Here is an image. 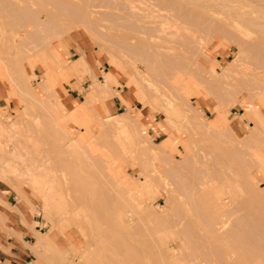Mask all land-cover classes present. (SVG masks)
I'll list each match as a JSON object with an SVG mask.
<instances>
[{
	"label": "rangeland",
	"instance_id": "374dc122",
	"mask_svg": "<svg viewBox=\"0 0 264 264\" xmlns=\"http://www.w3.org/2000/svg\"><path fill=\"white\" fill-rule=\"evenodd\" d=\"M43 1L0 0V85L5 90V94L0 95V164L5 170L6 168L8 169L7 171L3 170L0 174V197L5 201L4 203L0 201V208L10 210V215H13L17 220L20 218V221L29 226L34 232L33 237L29 238L30 241L27 244L31 251L27 263L151 264L153 262L152 264H167L166 260L162 261L164 257H161L158 252L160 240H158L154 232L161 230L159 234L162 237L165 248L169 257H173V251L179 252L182 249H186L185 240L179 239L178 236L181 232L179 230L180 233H178L176 231L177 228L184 225L185 229L188 227V232H192L199 241H203L208 238L205 233L207 231V223L200 218L199 213L194 208V205L189 202V199L182 195L177 200L178 205L170 207L171 211L163 217L164 219H159L160 221L158 219L153 221L145 216L142 217L143 220L140 222L137 219L138 215L136 212L150 207L159 210L161 206L165 205L166 199L161 193V189H159V183H161L159 179L171 178L172 175L177 174L176 176L179 179L194 181L196 178L201 177L206 166H208L206 168L211 169L212 166L213 168L217 167L218 163L228 165L231 163V159L232 162H238V159L239 162L245 161V164H252H247L251 168L248 173L249 180L241 176L239 177L242 179L240 178V180L237 179L236 181L232 177L223 179L220 174L212 173L211 180L208 183L214 184L212 186L209 185L210 190L219 201L232 207H234L233 204L237 205L241 199L239 206H236L238 210H241H239L240 218L247 211V213H251L249 212L252 211L250 209L253 207L250 205L252 204L251 202L254 203V207L259 211L257 212L259 215L260 212L261 214L264 212V149H262L264 147L262 146L264 145V89L260 91L258 99L256 97L253 99L259 83L261 85V82H264V59L261 56L263 54L259 53V57H262L261 61V59L257 58L258 54L256 52L253 53V51L259 49V45L261 46L264 43V0H225L233 10L230 13L225 11L228 13L227 15L217 14L214 11L204 9L202 11L205 17L203 21L202 18H199L198 22L181 23L180 27H188V30L184 31L183 29L181 31L185 33H178L180 38L179 40L176 38L173 46L175 52L186 55L183 54V56L187 57L186 59H178L181 63L178 60L177 63L179 65L185 63L187 68L185 65L179 66L176 69L177 71L175 70V73L171 74V78L176 82V88L180 89L179 92L183 99H177L174 94L175 98H173L171 89L168 90L159 81L158 83L155 81L160 80L161 75L157 76L156 74H160L161 69L158 63V66H155L156 58L154 56L155 61L152 59V64H155L154 67H158L159 70L150 68L153 70L150 73L148 72L150 69L144 64L146 61L148 64L149 60L146 59H149V57L141 56L143 60L144 58L146 60L141 64L143 60H140L139 55V57L135 56L130 60V56L126 53L122 52L123 56L120 53L123 58L117 55V51L121 52L119 48H117L118 50L115 48L117 53L113 52L116 46L113 47L115 43L112 42V44L111 39H116L117 37L116 41H118L120 37L121 39L126 38L125 35L122 36L125 33L122 30H117L113 34L111 32L103 33L102 39L96 33H91L86 28L83 29V26H77L59 39L51 38V36L55 35L57 29L53 30V33H47L50 38H48L47 34H45L46 36L43 35L45 32L43 31V34H41L42 37L45 36L43 38L45 39L44 44L40 45L42 44V39L39 37H37L38 42H36V44L40 43L41 48L39 47L40 49H38L40 53L37 51L33 52L32 50L38 47H34L35 43L33 42L36 39L31 41L27 38V31L32 28L33 24L31 22L28 23L29 20L27 21L26 17L15 13L19 9L27 14L30 8H34L42 11L39 16L44 15L47 19L57 16L59 20L60 3L53 5ZM150 1L152 3L151 17L154 16L153 20H158L155 21V24L158 26L160 24L165 27L169 26L170 29L176 30L178 26L167 21L164 17L166 11H159L158 8L160 6H179L184 9V6H188V1L182 0V2L180 0L178 3H173L172 1L174 0ZM155 4L157 6H154ZM216 7L218 6L216 5ZM228 15H231L233 19ZM57 17L55 20H57ZM161 20L162 22H160ZM63 21L55 26L59 27L62 32L66 26H71L72 23L76 24V21H66L65 19ZM70 22L72 23L70 24ZM108 22L113 23L112 20ZM137 22L145 26L149 25L148 27L154 25V22L151 21L150 23V20L146 23ZM201 22L203 25H201ZM254 23L262 27V30L258 31ZM94 24L96 25L97 23L94 22ZM202 26H204V30L201 28ZM51 31L52 29L49 30V32ZM120 33L122 34L120 35ZM145 38H149V36L145 35ZM154 41L158 42V38ZM192 41H194V44ZM195 41L200 43L198 44ZM46 43H48L50 48L42 49L43 46H47ZM202 44L204 49L201 50L203 48ZM196 46L198 47L195 48ZM262 47H264V44ZM62 48H65V51ZM259 50L262 53L264 52L262 48ZM147 55L149 56V54ZM79 58H81L82 66L77 64ZM125 58L128 59L126 60ZM28 59L33 61V67L28 66ZM152 64L150 66H153ZM162 65H165V63ZM62 68L65 75L60 73ZM163 69L165 70V68ZM168 69L166 67V70L163 71L166 72ZM119 70L121 78H113V74ZM169 70L172 69L170 68ZM147 73H150V76ZM48 74L49 76H47ZM51 74L54 79L55 85L53 89L57 96L56 99L55 96H49L51 97L49 98L48 93L39 89L40 84L45 83L44 80H48ZM22 77H24L28 86L38 92V99L41 98L40 100L42 101H32L18 92L15 78L19 79ZM106 77L109 81H105ZM147 77L149 79H146L148 82L144 79ZM150 79L152 82L155 81L152 83L154 86L149 85L151 84ZM234 80H239L240 86ZM243 80H246L244 81L246 83L243 82L244 86L252 82L253 86L251 87L255 90L249 91L251 87L246 85L245 87H248V91H246L245 87H243L244 89L240 88L241 91H236L235 85L242 87ZM226 82L235 85L232 88V86L229 87L230 84L229 86L225 84ZM254 82L257 87L253 84ZM95 83H107L112 95L109 92V96L102 99L99 98V100L85 105L83 101L94 90ZM222 83L225 84L223 86H225L226 90L221 85ZM209 84L211 87L213 84L214 88H212L216 91L213 89L210 91ZM214 84H220L226 92L229 90L234 94L237 93V95L226 96L229 92L226 94L218 92L223 89L219 85L217 88ZM147 85L149 86L147 87ZM155 88L156 90H154ZM120 93L128 96L129 107L125 102H121ZM68 96L75 98L74 103L69 104L70 107L65 105L66 103L63 100V98ZM153 96H156V99ZM3 97H9V99L13 100L8 102L5 99L4 101ZM58 98L60 102H57ZM91 98L95 97L91 95ZM153 98L155 102H151ZM73 106L75 107L70 110ZM83 106H86L84 109L86 113L85 121L82 118L78 119V117L74 119L67 117V114L76 115L75 113H81L80 109ZM251 106L255 108L253 112L249 111ZM99 107L103 112L100 115L102 117L96 112ZM137 110L146 112L140 118L144 134L152 144L161 146L165 153H156L154 148L143 145L152 154L155 153L151 155L144 152V150L140 149L139 151L136 147L131 146V140H136L140 137L134 133L131 125L122 127L121 123L123 122L125 125L127 120L125 118L122 119L123 115L121 116V114L126 112L134 115ZM43 113L44 117L46 115L50 121L45 120L47 118L42 119ZM51 114L57 118L54 122H52ZM35 116L37 117L34 118ZM119 118L123 121L119 120ZM118 120L122 122L118 123ZM46 121H48V125ZM250 126H254V128L257 126V129L253 130ZM8 127L10 130H8ZM7 130L9 132L13 131V134H11L12 132L7 134ZM256 130L259 132L257 133ZM100 131H103L101 137ZM98 133L100 134L99 137ZM172 134H174L175 140L172 138ZM54 137L57 139H54ZM129 139L131 145L129 144ZM75 140H79L83 146L86 145L85 150L87 152L90 149V157L94 156L91 160L92 164H94V166L92 165L93 167L89 165L91 161L88 157V159L86 158L87 153L82 149L80 150L77 146L70 147ZM245 141H247V144H245ZM242 145H245L244 148ZM249 148L250 152L252 151L253 153L249 152ZM61 149L65 151L64 154L67 152L68 155V157L67 155L66 157L63 156V158H69V161H71L72 165L70 166L69 163V168H65L63 167L64 164H60L61 161H64L62 156H60V153L64 155ZM259 149H262L263 152L262 150L259 151ZM133 150H137L136 152L140 154ZM243 150L249 153L245 155ZM191 151L198 156L190 159ZM235 151L236 153L233 154ZM238 152H240L241 157L252 154V157H250L256 163L251 162L250 157L248 158L250 163L246 162L248 161L247 158L242 159L243 161L240 160V156L236 157L239 154ZM164 155L165 157H163ZM37 158L41 161H38L35 165L48 167V175L55 177V183H53L55 189L46 190L43 192V196L38 195L37 189L42 190L44 188L46 179L36 180L33 186L26 179L27 182L24 181L23 176L21 177L20 175L22 173L20 169H25V166H14L17 161L28 166L31 161L34 163ZM183 159L188 162H186L187 164L185 163L186 166L184 164L185 167H182L183 169L179 173H177L178 171H164L170 166V161L174 162L173 164H179ZM259 161L261 163H258ZM162 164H164V168L161 167ZM16 167L20 169L18 170ZM162 169L163 171H161ZM35 177H39L38 173H36ZM5 179L8 182L3 181ZM242 182L252 185L251 194L245 191L243 185L240 184ZM81 183L87 185V190L91 193H87V190L81 191L77 189ZM76 186L78 187L76 188ZM246 193L251 196L247 197ZM91 194L95 197L91 196ZM129 196L134 199L136 206L133 201H129L131 199ZM19 197H23L31 207V209L27 206L22 207L25 219L13 207L19 205ZM46 197L51 201V206L44 205ZM185 201L186 204L182 205V202ZM178 210L184 214L182 222L176 218ZM244 211L246 212L244 213ZM253 211H255L254 208ZM105 212L109 216L104 214ZM102 215L106 216L101 217ZM109 217L112 223L109 222ZM246 219L244 222L247 221ZM103 220L104 223L102 222ZM10 221L11 219L8 220L7 227L12 225ZM134 223L137 224L138 228H136L139 229L135 236H125L122 233L123 236L118 235L120 231L123 232L129 229ZM258 226H264V220H261ZM114 230H118V234ZM6 231L5 233L9 234V236L14 235L13 231L12 233L11 230L6 229ZM38 234L45 236L44 238L48 244L57 250L41 248L40 255L34 254L33 247L36 245ZM124 237L128 238L125 239ZM241 238L237 239L238 242L241 241ZM228 240L230 239L224 238L222 243L220 241L222 248L230 246L232 244L231 241H237L230 240V243H228ZM211 241H209L211 243L209 247L204 249L209 252L206 251L202 255H196L194 251V254L200 260L210 264H221L214 259L221 252L219 249H215L217 246L219 247L217 245L219 242L217 240V242ZM198 243L200 244V242ZM186 251V253L189 252L190 259L195 257L193 249L192 251ZM46 255L48 256L46 257ZM188 257L186 255L183 261L186 258L189 259ZM263 263V260L253 259L249 264Z\"/></svg>",
	"mask_w": 264,
	"mask_h": 264
},
{
	"label": "bare ground",
	"instance_id": "6f19581e",
	"mask_svg": "<svg viewBox=\"0 0 264 264\" xmlns=\"http://www.w3.org/2000/svg\"><path fill=\"white\" fill-rule=\"evenodd\" d=\"M39 1H42V0H39ZM180 0H174V1H172L173 3L174 2H179ZM182 1V0H181ZM184 1H188V6H189V4H191V6H184V9H182L181 7H171V6H169V7H164V6H160L159 8H158V10L159 11H166V14H165V18H166V20L167 21H169V22H172V23H174L175 25H177L178 27L176 28V30H174V29H170L169 28V26L168 27H165V26H163V25H156L155 24V21H158V20H153L155 17L154 16H152L151 17V5H152V3H151V1L150 0H44L43 2H48V3H51V4H59V6H60V15H58L59 16V20H61L60 22H64L63 20L65 19L66 21H72V22H75L76 21V24H78V25H74L72 22H70V24H71V26H69L68 25V27L66 26V28L65 29H63V32L59 29V27H55L56 25H58L60 22H59V20H58V17H57V20H58V22H57V20H55V18L56 17H54V18H52V19H47L46 17H44V15H42V16H39L40 14H41V12L42 11H38V10H35L34 8H30L29 10H28V12H27V14H25L23 11H21V10H16V12L17 13H15L16 15H19V16H23V17H26L27 18V21L29 20V22L28 23H30L31 22V24H33L32 25V28L31 29H28V31H27V33H28V35H27V38L29 39V40H31L32 41V39L34 40V39H36L33 43H35V45H34V47L36 48L37 46V49H33L32 51L34 52V51H37L38 53H40V50H38V49H40L41 48V46L40 45H43L44 44V40L45 39H43V38H45V34H47V33H53V30L55 31V29H57L56 31H55V35L54 36H51V38L52 39H55V38H60V37H62L63 35H65V33H69L71 30H73L74 28H76L77 26H83L82 28L84 29V28H86V30L88 29L89 30V32L91 31V33H96V35H98L100 38L101 37H103V33H108V32H111L112 34L114 33V32H116L117 30L118 31H121L122 30V32H125V33H129V34H122V33H120V35L122 34V36L123 35H125L126 36V38H122L121 39V37L118 39V41H116V39H117V37H116V39H111V43L112 42H114L115 44H113V47L114 46H116V47H114V49H113V52H116L115 51V48H116V50H118L117 48H119L120 50H121V52H119V51H117L118 52V54L117 55H121L122 54V52L125 54H127V55H129L130 56V60L131 59H133L135 56H137V57H139L140 56V60L142 61L143 60V58L142 57H145V58H148L149 57V59H146V60H149V62H148V64H147V61L145 60V58H144V60L141 62V64L142 63H144L145 61V65L147 66V68L148 69H150V68H152V69H155V68H157V71L159 70V68L161 69L160 71H161V73L160 72H158V73H160V74H156L157 76H160V80H155L157 83H158V81L162 84V86L164 85V88L165 87H167L166 89H168V90H172L171 92H172V97L173 98H177V99H183V96L181 95V93L179 92V90H178V88H176V82L175 81H173V78H171V74H173V73H175V70L176 69H178V67L180 66L181 67V65H185V63H182V64H178L177 63V60L179 59H186L187 57H185V56H183V54H179L178 52H175L174 51V42H176V38H177V40H179V38H180V36L178 35V33H183L188 27H183V28H181L180 26H181V23H184V24H186L187 22L188 23H191V22H198V19L199 18H202V21H203V18L205 19V17L203 16L204 14H203V10L204 9H207L208 11H214V13H217V14H221V15H227L228 13H226L225 11H228L229 13H230V11H233L230 7H229V3H227L225 0H184ZM171 2V3H172ZM183 2V1H182ZM187 5V4H186ZM216 5L218 6V7H216ZM154 6H157V4H155ZM208 13V12H207ZM164 14V13H163ZM236 14V13H235ZM207 15H210V14H207ZM216 15V14H215ZM201 16V17H200ZM228 16H230L231 18H232V16L231 15H228ZM61 17V18H60ZM206 17H208V16H206ZM217 17V16H216ZM62 18H63V20H62ZM148 18H149V20H150V23H151V21L152 22H154L153 24L154 25H152L151 27H148V26H145V25H142V24H139L137 21H140V23L141 22H144L145 20H147V21H145L144 23H146V22H148L149 20H148ZM211 18V17H210ZM221 18V17H220ZM25 19V18H24ZM71 19V20H70ZM143 21H142V20ZM145 19V20H144ZM207 20H208V18H206ZM233 19V18H232ZM98 20V21H97ZM113 21V23L112 22H108V21ZM213 20H214V18H213ZM66 21H65V23H66ZM212 21V20H211ZM249 21H251V20H249ZM94 22H96L97 24L95 25L94 24ZM100 22V23H99ZM160 22H162V20L160 21ZM204 22H205V20H204ZM247 22V21H246ZM252 22V21H251ZM99 23V24H98ZM112 23V24H111ZM211 23V22H210ZM213 23V22H212ZM249 23V22H248ZM62 24V23H61ZM68 24V23H67ZM109 24V25H108ZM111 24V25H110ZM149 24V23H148ZM206 24V23H205ZM226 24V23H225ZM253 24V23H252ZM201 25H203L202 24V22H201ZM212 25V24H211ZM251 25V24H250ZM254 25H255V27H257L256 29L258 30V31H260V30H262V27H259L258 26V24H256V23H254ZM254 25H252L253 27H254ZM62 27V26H61ZM204 26H202L201 28H203ZM210 27V26H209ZM213 27H214V25H213ZM64 28V27H63ZM199 28V27H198ZM197 28V29H198ZM208 28V27H207ZM218 28V27H217ZM222 28H224V27H222ZM250 28H251V26H250ZM45 29H47V30H45ZM52 29V31L51 32H49V30H51ZM59 29V30H58ZM184 29V31L182 32L181 30H183ZM211 29H212V27H211ZM255 29V28H254ZM148 30V31H147ZM188 30V29H187ZM190 30V29H189ZM203 30H204V28H203ZM210 30V29H209ZM215 30H216V26H215ZM227 30V29H226ZM43 31H45L44 32V34H43ZM48 31V32H47ZM57 31H59V32H57ZM145 31H146V33H145ZM191 31V30H190ZM193 31V30H192ZM202 31V30H201ZM211 31V30H210ZM88 32V31H87ZM88 32V33H89ZM226 32V31H225ZM39 33V34H38ZM43 35H45V36H43L42 37V34ZM58 33V34H57ZM101 33V34H100ZM185 33V32H184ZM196 33H197V31H196ZM195 33V34H196ZM227 33V32H226ZM260 33H263V32H260ZM94 34H92L93 36H94ZM135 34V35H134ZM41 35V36H40ZM145 35H148L149 36V38H145ZM47 36H48V38H50V36L47 34ZM91 36V35H90ZM119 36V35H118ZM129 36V37H128ZM37 37H39V38H41L42 39V44H36V42H38V39H37ZM48 38L46 37V39L48 40ZM158 38V42H155L154 40L155 39H157ZM192 38V37H191ZM52 39H50V40H52ZM92 39H94L93 37H92ZM102 39V38H101ZM105 39V38H104ZM112 40H114V41H112ZM195 40V39H194ZM197 40V39H196ZM30 41V42H31ZM39 42H40V40H39ZM179 42V41H178ZM177 42V43H178ZM193 42V44H194V41H192ZM195 42H197V41H195ZM263 42V41H262ZM110 43V44H111ZM173 43V44H172ZM198 43V42H197ZM196 43V44H197ZM200 43V42H199ZM198 43V44H199ZM258 43V42H257ZM261 43V42H260ZM112 44H111V46H112ZM172 44V45H171ZM195 44V45H196ZM197 44V45H198ZM264 44V43H263ZM263 44H261V46L259 45L258 47H259V49H261L262 48V50L264 51V47H262L263 46ZM46 47L45 46H43L42 47V49L43 48H46L47 49V47L48 48H50L49 47V45H48V43H46ZM203 45V44H202ZM258 45V44H257ZM33 46V45H32ZM31 46V47H32ZM33 47V48H34ZM40 47V48H39ZM198 46H196L195 48H197ZM255 47H257V46H255ZM112 48V47H111ZM153 48V49H152ZM200 48V47H199ZM198 48V49H199ZM32 49V48H31ZM202 49H204V45H203V48H201V50ZM253 49H254V47H253ZM258 49V50H259ZM151 50H153V51H151ZM201 50H199V51H201ZM257 50V51H258ZM44 51V50H43ZM149 51H150V53H149ZM155 51V52H154ZM256 50L255 51H253V53H255L256 52V54H258V56H257V58H259V59H261V61H262V57H263V59H264V52L262 53V51L261 50H259L258 52H257ZM42 52V51H41ZM116 52V53H117ZM240 52V51H239ZM252 52V51H251ZM261 52V53H260ZM36 53V52H35ZM121 53V54H120ZM259 53L260 54H263V55H261L262 57L260 58L259 56ZM146 54V55H145ZM147 54H149V56L147 55ZM151 54V55H150ZM139 55V56H138ZM121 56H123V54L121 55ZM120 56V58H123V57H121ZM142 56V57H141ZM156 58V61H155V58ZM184 57V58H183ZM126 60L128 59V58H125ZM137 59V58H136ZM151 59V60H150ZM152 59H154L153 61H155L154 63L156 64H154L155 66H158L159 65V68L158 67H154V65L152 64L153 63V61H152ZM129 60V61H130ZM139 60V61H140ZM157 60H158V62H157ZM174 60H176V61H174ZM178 60V61H179ZM150 61H152V62H150ZM162 62V64H164L165 63V65H160V63ZM264 61V60H263ZM136 62V61H135ZM173 62H175L178 66L176 67V64L174 65V64H172ZM185 62V61H184ZM153 65V66H150L151 64ZM157 63H158V65H157ZM179 63H181V61H179ZM31 66V67H33L34 66V64H33V61L32 60H30V59H28V66ZM29 66V67H30ZM186 66V65H185ZM154 67V68H153ZM166 67L167 68H171L172 70H169L168 69V71H166V72H164L165 70H166ZM163 68H165V70L163 69ZM186 68H187V66H186ZM31 70H32V68H30ZM152 69H150V70H148V72H150L151 73V70ZM180 69V68H179ZM164 70V71H163ZM147 71V70H146ZM155 71V70H154ZM177 71V70H176ZM152 72H153V70H152ZM60 73L61 74H63V75H65V73H64V69L62 68L61 69V71H60ZM150 73H147V75H149L150 76ZM156 73V72H155ZM155 75V76H156ZM148 76V77H149ZM152 76V75H151ZM148 77L147 78H144L145 80L147 79V80H149L148 79ZM151 78V77H150ZM172 80H171V79ZM146 80V81H147ZM151 80V79H150ZM105 81H109V79L106 77V79H105ZM155 81H153V82H155ZM235 81V80H234ZM237 81V80H236ZM235 81V82H236ZM239 81V80H238ZM238 81H237V84L239 85V83H238ZM244 81H246V80H243L242 81V83L244 82ZM44 82L45 83H41L40 84V90L41 91H43V92H46V93H48V97L49 96H55V99H56V94H55V91H54V89H53V86L55 85L54 84V79H53V77H52V74H51V76L49 77V79L48 80H44ZM148 82V81H147ZM150 82V81H149ZM152 80H151V84H149V85H152ZM248 82V81H247ZM159 83V84H160ZM244 83H246V82H244ZM244 83H243V86L242 87H239V86H237V85H235V84H231L230 82H229V84H230V86H229V84L226 82L225 84H227L229 87H231L232 86V88H233V86L235 85V89H236V91H241L240 90V88L241 89H244L243 87H245L246 85H248V84H246L245 86H244ZM249 83V82H248ZM252 83V82H251ZM251 83H249V85H248V87L250 86H253ZM264 83V82H263ZM263 83L261 82V85H260V83H259V86L257 87V85L255 84V82L253 83L256 87V92H255V95H254V98L253 99H255V97L258 99L259 98V95H260V91L261 90H263L264 89V85H263ZM15 84H16V86H17V90H19L18 92H20V93H22L23 94V96L25 97V98H27V99H30V100H32V101H35V100H40V99H38L39 98V96H38V92L37 91H34L30 86H28V84L27 83H25V80H24V77H22V78H15ZM158 84V85H159ZM225 84H221L222 86L223 85H225ZM251 84V85H250ZM149 85H147V87L149 86ZM210 85V84H209ZM216 84H214V86H215ZM219 86H220V88L222 87L220 84H218ZM218 85H216V87L218 86ZM15 86V87H16ZM152 86H154V84L152 85ZM160 86V85H159ZM218 86V87H219ZM156 87V86H155ZM212 87H213V84H212ZM211 87V85H210V87H209V89H210V91H211V89H213ZM215 87V88H216ZM217 87V88H218ZM224 88H225V86H223ZM221 88V89H223L222 91H218V92H223L224 94H226L227 92H229L228 93V95H226V96H230V95H237V93H232L231 91H225L226 90V88H225V90H224V88ZM227 87V86H226ZM237 87H239L238 89H237ZM248 87H245L246 88V91H248L247 90V88ZM160 88H161V86H160ZM159 88V90H161ZM163 88V87H162ZM216 88V89H217ZM219 88V90H221ZM253 87H251L250 89L251 90H249V91H253V90H255V89H252ZM153 89V88H152ZM151 90V89H150ZM154 90H156V88L154 89ZM154 90H152V91H154ZM158 90V91H159ZM164 90V89H163ZM214 90V89H213ZM148 91H149V89H148ZM167 91V90H166ZM214 91H216V90H214ZM109 92H110V95H112L111 94V91L109 90V85L107 84V83H105V84H102V83H95V86H94V90L90 93V95L87 97L86 96V99H85V101H83V103L85 104V105H88L89 103H91L92 101H97V100H99V98H103V97H106V96H109ZM150 92V91H149ZM170 92V91H169ZM160 93V92H159ZM162 94H163V92H161ZM219 93V94H220ZM254 93V92H253ZM152 95H153V93H151ZM158 94V93H157ZM156 94V95H157ZM161 94V95H162ZM167 94V93H166ZM173 94H174V96H173ZM223 94V95H224ZM250 94V93H249ZM251 94H252V92H251ZM91 95H93L95 98H91ZM149 95H150V93H149ZM159 95V94H158ZM164 95V94H163ZM169 95V94H168ZM221 95V94H220ZM219 95V96H220ZM235 95V96H236ZM17 96V95H16ZM19 96V95H18ZM165 96V95H164ZM248 96H250V95H248ZM154 97V96H153ZM159 97H161V96H159ZM166 97H168V96H166ZM247 97V96H246ZM43 98H45V97H43ZM46 98H47V95H46ZM49 98H51V97H49ZM151 98H152V96H151ZM155 99H156V96L154 97ZM154 98H153V100H154ZM170 99V98H169ZM58 101L57 102H60L59 101V98L57 99ZM151 101V102H155V100L154 101ZM40 101H42V100H40ZM56 101V100H55ZM163 101H165V100H163ZM169 101V100H168ZM186 101V100H185ZM170 102V101H169ZM187 102V101H186ZM56 103V102H55ZM127 104V103H126ZM173 104V103H172ZM128 107H129V105H127ZM85 107L86 106H83L81 109H80V111H81V113L79 112V113H75L76 115H74V114H67V117H69V118H71V119H74V118H76V117H78V119L79 118H82L83 119V121H85L84 119H85V117H86V113L84 112V109H85ZM251 109L249 110L250 112H253L254 110H255V108H253L252 106L250 107ZM129 112V111H128ZM144 113H146V112H143V111H140V110H137V112L134 114V115H131V114H129V113H126L125 112V114L123 113V114H121V116H122V119L123 118H125L126 120H127V123L124 125L123 124V120L121 119V118H119V120H122V121H120V122H122L121 124H122V127H124V126H128V125H131L132 127H133V129H134V133H136V134H138L139 135V139H136V140H131L132 141V143H131V141H130V139H129V144L131 145V146H133V147H136L137 149H139V151H140V149L141 150H144V152H146V153H149V154H151V155H154V154H152V152L151 151H149L147 148H145V147H143V145H146V146H148V147H152V149L154 148L155 149V152L156 153H158L159 152V154H160V152H162V153H165V151H164V149L161 147V146H159V145H157V144H152L151 142H150V140L147 138V136L144 134V132H143V129H142V127H141V125H142V122H141V119L140 118H142V116H143V114ZM28 116V115H27ZM43 118L39 115V117H41L42 119H45V118H47L46 117V115H45V117H44V113H43ZM51 116H52V118H53V120H52V122H54V120H57V118L56 117H54L52 114H51ZM33 117V116H32ZM37 116H35L34 118H36ZM251 117V116H250ZM45 120H49L48 118L47 119H45ZM119 120H118V123H120L119 122ZM42 121V120H41ZM50 121V120H49ZM80 121V120H79ZM47 123V125L49 124L48 123V121H46ZM51 122V124H53ZM84 123V122H83ZM50 124V125H51ZM121 124H119V125H121ZM16 125V124H15ZM54 125V124H53ZM11 128V127H10ZM13 128H14V126H13ZM13 128H11V130H13ZM250 128L251 129H253V130H255V129H257V126L254 128V126H250ZM15 129V128H14ZM258 129H259V126H258ZM8 130H10L9 129V127H8ZM7 130V131H8ZM166 130V129H165ZM167 131V130H166ZM257 131V130H256ZM255 131V132H256ZM12 132V133H11ZM101 132V131H100ZM99 132V133H100ZM103 132V131H102ZM102 132L99 134L98 133V137H99V135H100V137L103 135L102 134ZM259 131H257V133H258ZM9 133H11V134H13V131H8L7 132V134H9ZM261 134V133H260ZM257 135V134H256ZM172 136V138L175 140V136H174V134H172L171 135ZM56 137H54V139H55ZM127 138H129V137H127ZM57 139V138H56ZM60 139V138H59ZM99 139V138H98ZM105 139V138H104ZM96 140H97V138H96ZM58 141V140H57ZM101 141H102V139H101ZM100 141V142H101ZM173 141V140H172ZM227 141V140H226ZM236 141V140H235ZM243 141V140H242ZM259 141V140H258ZM192 142V141H191ZM246 142V143H245ZM244 143L245 144H247V141H245ZM260 142V141H259ZM96 143H97V141H96ZM126 143V142H125ZM230 143V142H229ZM228 143V144H229ZM262 143V142H261ZM81 144V145H80ZM99 144V143H98ZM114 144V143H113ZM129 144H127V145H129ZM227 144V143H226ZM240 144H241V142H240ZM264 144V143H263ZM88 145V144H87ZM154 145V146H153ZM193 145V144H192ZM257 145H259L258 143H257ZM256 145V146H257ZM261 145V144H260ZM73 146H77V147H79V149L81 150H83L85 153H87L86 155V158L88 157L89 159H90V161L92 160V158L94 157V156H92V158L90 157L91 155H89V153L91 154V152H89V150L90 149H88V152H87V150H85L86 148L85 147H87L86 145H82V143L79 141V140H75V141H73V144H71L70 145V147H73ZM112 146V145H111ZM115 146V145H114ZM199 146V145H198ZM243 146V145H242ZM242 146H241V148H242ZM245 146V145H244ZM244 146H243V148H244ZM248 146V145H247ZM246 146V147H247ZM262 146H264V145H262ZM261 146V147H262ZM130 147V146H129ZM128 147V148H129ZM200 147V146H199ZM198 147V148H199ZM245 147V148H246ZM249 147V146H248ZM112 148V147H111ZM110 148V149H111ZM117 148V147H116ZM115 148V149H116ZM194 148H195V145H194ZM242 148V149H243ZM251 148V147H250ZM250 148H249V152H250ZM258 148V147H257ZM218 149V148H217ZM247 149V148H246ZM262 149H264V147L262 148ZM262 149H259V151L260 150H262ZM62 150V149H61ZM117 150V149H116ZM119 150V149H118ZM202 150V149H201ZM233 150V149H232ZM63 151V150H62ZM61 151V152H62ZM134 151V150H133ZM137 151V150H136ZM136 151H134V152H136ZM219 151V150H218ZM222 151V150H221ZM220 151V152H221ZM239 151H241L240 149H239ZM64 152L65 151H63V154H64ZM116 153H117V151H115ZM133 152V153H134ZM193 151H191V155L189 156V158L191 159H193V158H195V157H197L196 156V154H194V153H192ZM195 152V151H194ZM219 152V153H220ZM230 152V151H229ZM233 152V151H232ZM249 152H244V150H243V153H245V155H247L246 153H249ZM252 152V151H251ZM250 152V153H251ZM262 152H263V150H262ZM137 153V152H136ZM135 153V154H136ZM139 153V152H138ZM137 153V154H138ZM141 153H142V151H141ZM227 153V152H226ZM236 153V151L233 153V154H235ZM239 154L238 155H236V157L237 156H240V152H238ZM243 153H241V154H243ZM253 153V152H252ZM264 153V152H263ZM140 154V153H139ZM198 154H200V152H198ZM232 154V155H233ZM66 155H67V152H66V154H64V155H61V153H60V156H62V158H63V156L64 157H66ZM89 155V156H88ZM116 155V154H115ZM229 155V154H228ZM244 155V154H243ZM244 155V156H245ZM250 155V154H249ZM70 156V155H69ZM97 156V155H96ZM207 156V155H206ZM251 157H252V154L250 155ZM250 156H245V157H238V158H240V160H242V159H244V158H249ZM67 157H68V155H67ZM137 157V156H136ZM160 157V156H159ZM163 157H165V155L163 156ZM203 157V156H202ZM229 157V156H228ZM227 157V158H228ZM250 157V158H251ZM87 158V159H88ZM166 158H168V157H166ZM231 158V157H230ZM233 158H235L234 156H233ZM165 159V158H164ZM169 159V158H168ZM186 159H188V158H186ZM213 159V158H212ZM237 159V158H236ZM246 159V160H247ZM253 158H251V162H253V163H256V161L255 160H252ZM63 160L64 161H61V163L60 164H64V166L63 167H65V168H69V163L71 162V161H69V158H63ZM94 160V159H93ZM189 160V159H188ZM38 161H41L39 158H37V160L33 163V161H31L30 162V165H28V166H26L24 163H22V162H16L15 163V165L14 166H25V169H20L19 167L17 168L18 170L20 169L21 171H22V173L20 174L21 175V177L23 176V180L24 181H29L30 183H31V185H33L34 186V183H35V181L37 180V181H39L41 178H44V179H46V182H45V186H44V188L42 189V190H38L37 189V193H38V195L39 196H43L44 195V193L43 192H45L46 190L48 191V190H53V189H55L54 188V184L53 183H55V177L53 176V177H50L49 175H48V167H44V166H38V165H35ZM168 161V160H167ZM234 161H235V159H234ZM237 161L238 162H232V159H231V163L230 164H228V165H223V163H216L217 165V167H214L213 168V166L211 167V169H209V168H206V167H208V166H203V167H205V169L203 170V172H202V175H201V177H199V178H196L194 181H191V180H189V179H186V180H182V179H179V177L178 176H176L177 174H175V175H172L171 176V178L170 177H165V178H162V179H159L160 181H161V183H159L160 185H159V189H161V193L164 195V197H165V199H166V203H165V205H163V206H161V208L159 209V210H156V209H154V208H151L150 206V208H148V209H145V210H140L139 212H136L137 213V215H138V220L140 221V222H142V220H143V218L142 217H149V219H151V220H153V221H157V219L159 220V219H162L166 214H168V212L169 211H171L170 210V207H173V206H176V204H177V200L179 199V197L182 195V196H185L187 199H189V202H191L193 205H194V208L197 210V212L199 213V216H200V218L201 219H203L206 223H207V231L205 232L206 233V235L208 236V238L205 240H201V241H199V239H197V237L192 233V232H188L187 230H188V227H186V229H185V226L184 225H182V227H179V228H177V232L178 233H180L181 232V234H179V239H183V240H185V243H186V249H182V250H180L179 252H176V251H173L172 253L174 254V256L173 257H169V254H168V252H167V250H166V248H165V244H164V242H163V240H162V237L160 236V234L159 233H161V230H156L155 232H154V234L158 237V240H160V245L158 246V252L161 254V257H164V259L162 260V261H164V260H166V262H168L167 264H210V263H208V262H205V261H202V260H200V258L199 257H197L196 255H202V254H204V252H209L208 250H204L206 247H209V245L211 244L209 241L210 240H212L211 242H213V241H218L219 242V244L217 243V245H219V247H221V243H222V239H224V238H229L230 240H239V237L241 238V241H239L238 242V240L236 241V242H234V241H231L232 242V244L230 245V246H226V247H224V248H219L218 246L215 248V249H219L221 252L220 253H218V255L214 258L215 260H217V262H219V263H221V264H238V263H245V264H249V263H251V261L254 259V260H263L264 261V226H258V225H260V223H261V220H264V212L261 214V212H260V215L257 213V212H259L258 210H256V208L254 207L255 205H253L254 203L253 202H251L252 204H250V205H252L253 207L250 209V210H252V211H249V212H251V213H247L246 211H244V216H242V218H240L241 216L239 215V210H238V207H236V206H239V204L241 203L240 201H241V199L239 200V203L237 204V205H235V204H233L234 205V207H232V206H229V205H227V204H225L224 202H221V201H219L217 198H216V196L212 193V191L210 190V188H209V185L210 186H212L213 184H211V183H208V181L209 180H211V174L212 173H216L217 175L218 174H220L221 176H223V179L224 178H227V177H232L233 179H234V181H236L237 179L238 180H240V178L242 177V178H245V179H248L249 180V178H248V173L251 171V168L248 166V165H252V164H248V163H244V162H239V160L237 159ZM243 161V160H242ZM255 161V162H254ZM89 162V161H88ZM113 162H115L114 160H113ZM186 162H188V161H186L185 159H183V161L182 162H180L179 164H173L174 162H172V161H170V166L169 167H167L164 171H174V172H177V173H179V171H181L183 168L182 167H185L186 166ZM191 162V161H190ZM246 162H249V159H248V161H246ZM107 163V162H106ZM161 163H163V162H161ZM165 163V162H164ZM186 163V164H185ZM192 163V162H191ZM194 163V162H193ZM202 163V162H201ZM226 163V162H225ZM250 163V162H249ZM258 163H261V161H259ZM87 164V163H86ZM184 164H185V166H184ZM206 164V163H205ZM248 164V165H247ZM72 164L70 163V166H71ZM89 165H93L94 166V164H92V161L89 163ZM203 165V164H202ZM92 166V167H93ZM97 166V165H96ZM101 166V165H100ZM105 167H106V165H105ZM161 167H165L164 166V164H162V166ZM15 168V167H14ZM73 169V168H72ZM3 170H5V168L4 167H2L1 166V164H0V174H1V172L3 171ZM8 169L6 168V170L5 171H7ZM161 171H163V169L161 170ZM166 171V172H167ZM101 172V171H100ZM103 172V171H102ZM165 172V173H166ZM174 172H171V173H174ZM226 173V175H224L225 173ZM36 173H38V175H39V177H35V175H36ZM163 173V172H162ZM164 174V173H163ZM160 176V175H159ZM158 176V177H159ZM239 176H241V177H239ZM239 177V178H238ZM77 179H79L78 177H76ZM160 178H161V176H160ZM220 178V177H219ZM241 178V179H242ZM26 179V180H25ZM26 181V182H27ZM159 181V182H160ZM102 182V181H101ZM104 184V183H103ZM241 185H243V188L245 189V191L247 192H249L250 194L252 193V185L251 184H248V183H246V182H242V183H240ZM79 186V187H78ZM78 186H76V188L77 189H79V190H81V191H85V190H87L88 189V186L87 185H83L82 183H81V185H78ZM112 187V186H111ZM114 190V189H113ZM87 193H89L90 191H86ZM247 192V193H248ZM91 193V192H90ZM247 193L245 194V195H247ZM94 194V193H93ZM93 194H91V196H93ZM199 194H200V196H199ZM97 195V194H96ZM88 197H89V195H87ZM114 196H115V194H114ZM248 196H251V195H247V197ZM84 197H85V195H84ZM93 197H95V196H93ZM92 197V198H93ZM131 199L129 200V201H133V203L135 204V202H134V199L131 197V196H129ZM114 198V197H113ZM92 200V199H91ZM112 200V199H111ZM87 201H88V199H87ZM85 202H86V200H85ZM91 202V201H90ZM238 202V201H237ZM236 202V203H237ZM88 203V202H87ZM91 203H93V202H91ZM244 203V202H243ZM242 203V204H243ZM90 204V203H89ZM181 204V203H180ZM186 204V201L185 202H182V205H185ZM22 205V204H21ZM24 205V204H23ZM44 205H46V206H51L52 204H51V201L50 200H48V198L46 197L45 198V200H44ZM178 205V204H177ZM135 206H136V204H135ZM241 206V205H240ZM24 207H25V205H24ZM235 207H236V209H235ZM251 207V206H250ZM253 208H254V210L255 211H253ZM142 209V208H141ZM175 209V208H174ZM249 210V209H248ZM241 211V210H240ZM243 211V210H242ZM261 211V210H260ZM178 212V214H177V219L179 220V221H181L182 222V219H183V217H184V214L183 213H181V211H177ZM114 213V212H113ZM241 213V212H240ZM104 214H107V212H105ZM144 214V215H143ZM175 214V213H174ZM173 214V215H174ZM246 214H247V216H246ZM108 215V214H107ZM243 215V214H242ZM104 216H106V215H102L101 217H104ZM109 216V215H108ZM245 218H247L246 220L247 221H245L244 222V220H245ZM249 218V219H248ZM101 219V218H100ZM111 218L109 217V219L108 220H110ZM136 219V220H137ZM148 219V220H149ZM164 219V218H163ZM261 219V220H260ZM108 220H107V222H108ZM243 220V221H242ZM259 220H260V222H259ZM1 221V220H0ZM98 221H99V217H98ZM160 221V220H159ZM103 223H104V220L102 221ZM110 223H112L111 222V220L109 221ZM245 223V224H244ZM4 224V223H3ZM111 226V225H110ZM258 226V227H257ZM137 227V224L136 223H134L133 225H131L130 227H129V229H127V230H125V231H120V234H118V230H114V231H117V234L118 235H122V234H124L125 236L127 235V236H135L136 235V233L139 231V229H137L136 228ZM179 230H180V232H179ZM162 232H164L163 230H162ZM122 233V234H121ZM182 233H184V235H182ZM123 236V235H122ZM121 236V238H123ZM162 236H163V234H162ZM184 238H183V237ZM45 237V236H44ZM43 236H41L40 234H38V239H37V242H36V245L33 247V250H34V254H38V255H40V252H41V248H50V249H53V250H57V249H54L53 247H52V245H50V244H48V242H47V240L44 238ZM120 238V237H119ZM125 239H127L128 237H124ZM164 238V237H163ZM124 239V240H125ZM193 239V240H192ZM122 240V239H121ZM230 240H228L227 242L228 243H230L229 241ZM216 241V242H217ZM220 241H221V243H220ZM198 242H200V244L198 243ZM158 243V242H157ZM156 243V244H157ZM214 244H216V243H214ZM196 245V246H195ZM199 245V246H198ZM154 249V248H153ZM192 249H193V254L196 252V255H195V257H193V259L191 260L190 259V254H188V253H186L187 251L186 250H188V251H192ZM197 250V251H196ZM157 251V250H156ZM171 251V250H170ZM195 251V252H194ZM198 253V254H197ZM192 254V255H193ZM187 255V257L189 258V259H187L186 258V260L185 261H183L184 259H185V256ZM48 255H46V257H47ZM248 256V257H247ZM256 257V258H255ZM160 260V261H161ZM189 260V261H188ZM153 262H151V264H152ZM218 264V263H217ZM264 264V263H263Z\"/></svg>",
	"mask_w": 264,
	"mask_h": 264
},
{
	"label": "crops",
	"instance_id": "0c3cea01",
	"mask_svg": "<svg viewBox=\"0 0 264 264\" xmlns=\"http://www.w3.org/2000/svg\"><path fill=\"white\" fill-rule=\"evenodd\" d=\"M62 50L65 51V48H62ZM81 58H79L77 64L82 66V63L80 62ZM105 73H108V72H105ZM47 76H49V74ZM113 76H114L113 78L115 79L121 78L120 70L115 72ZM4 92L5 90L3 86L0 85V95L2 96L3 94H5ZM119 96H121V98L119 97L121 102L123 101L129 105V102H128L129 98L127 95L120 93ZM7 98L3 97V100L5 101L6 99V101L8 102L13 100V99H9V97ZM74 99L75 98L73 97L70 98L69 96L66 98H63V100L66 103L65 105H67L68 107H70L69 105L70 103L71 104L74 103ZM74 107L75 106H73L70 110H72ZM96 112L98 113L99 116L103 114L100 107L96 109ZM3 181H7V180L5 179ZM18 200H19V205L18 206L15 205L13 207L17 210L16 212H18L20 216L23 219H25L22 207H24V205L25 207L27 206L30 209L31 207L27 204V202L25 201L23 197H19ZM0 201H2L3 203L5 202L1 197H0ZM9 211L6 209L0 208V220H1L0 221V264H29L27 263V259L30 256L31 251L29 250L27 244L30 241L29 238L33 237L34 232L29 226L23 224V222L20 221L21 220L20 218L19 220H17L15 217H13V215H10ZM9 219H11L10 223L12 222V225H9V227H7L9 223L8 222ZM6 229L11 230V233L13 231L14 235L9 236V234L5 233L7 232Z\"/></svg>",
	"mask_w": 264,
	"mask_h": 264
}]
</instances>
